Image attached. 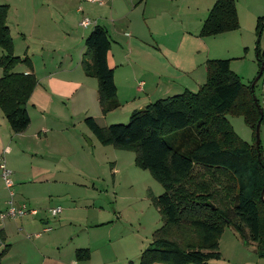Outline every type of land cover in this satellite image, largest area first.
<instances>
[{"label":"trees","instance_id":"obj_1","mask_svg":"<svg viewBox=\"0 0 264 264\" xmlns=\"http://www.w3.org/2000/svg\"><path fill=\"white\" fill-rule=\"evenodd\" d=\"M7 12L8 5L0 4V111L11 132L20 133L29 124L25 106L37 80L28 56L13 53ZM263 26L264 16L257 17L258 36ZM237 28L234 0H215L199 36ZM84 47L81 66L97 81V100L104 115L118 107L113 69L107 63V30L95 24L84 39ZM255 51L259 70L264 51H260L258 39ZM18 64L30 71H14ZM263 71L251 91L250 84L230 70L228 59H208L205 80L196 91L184 89L158 98L133 110L125 124L99 126L93 117L83 118L101 145L133 151L134 165L148 170L162 187L160 194L152 196L161 224L152 232L137 264H204L219 258L218 239L227 226L253 242L255 253L264 259V149L261 140L256 147L254 134L259 108L260 124L264 116L255 94ZM227 115L242 117L252 143L235 133ZM7 248L5 244L0 251V264ZM88 258L87 248L75 250L76 260Z\"/></svg>","mask_w":264,"mask_h":264},{"label":"crops","instance_id":"obj_2","mask_svg":"<svg viewBox=\"0 0 264 264\" xmlns=\"http://www.w3.org/2000/svg\"><path fill=\"white\" fill-rule=\"evenodd\" d=\"M85 1L84 7H77L79 14L69 15L63 10L64 0H0V4L8 5L6 24L13 53L28 56L37 80L25 106L29 124L24 131L12 133L0 111V154L3 157L29 152L32 155L58 153L67 142L60 138L67 130V126L61 125L64 120L69 122L81 117L83 122L84 117L91 116L99 126H106L107 123L100 121L105 122L108 115L127 110L130 114L158 98L181 93L184 89L196 91L205 80L208 59H228L230 70L241 79L243 73L236 63L243 58L247 46L238 30L242 29V19L245 22L246 17L247 26L250 17L253 19L255 30L260 12L256 8L250 12L246 5L239 7V0H234L238 28L199 36L215 0H105L103 4ZM84 18L91 23L82 25ZM95 24L103 26L110 38L107 63L113 69L118 101V107L104 115L97 100V81L87 76L81 66L84 39ZM48 51L54 56L47 54ZM14 71L27 73L30 69L18 64ZM256 87L261 102L260 82ZM88 137L92 144L93 138L89 134ZM260 140L264 149V116ZM1 181L0 178V212H3L12 200L8 198L9 193L6 196L3 192ZM40 181H48V178ZM5 219L8 218L0 220L4 242L11 229ZM45 227L50 228L44 225L42 232L49 231H43ZM39 235V232L35 234ZM75 250L72 262L76 260ZM92 255L90 250L89 260ZM9 257L7 249L1 261ZM252 263L257 264V261Z\"/></svg>","mask_w":264,"mask_h":264},{"label":"rangeland","instance_id":"obj_3","mask_svg":"<svg viewBox=\"0 0 264 264\" xmlns=\"http://www.w3.org/2000/svg\"><path fill=\"white\" fill-rule=\"evenodd\" d=\"M83 3L86 1L64 0L63 10L69 15L79 14L77 7ZM237 5H246L250 12L260 9L258 16H264V0H239ZM243 21L238 31L245 38L247 48L236 64L243 73L242 82L251 84L258 70L257 39L259 49L264 50V26L258 36L253 19L250 17L248 26V18ZM50 53L47 52L54 56ZM2 54L0 49V56ZM255 94L258 97L257 87ZM128 111L108 115L106 121L100 123L125 124ZM227 118L235 133L252 143L251 131L242 117L227 115ZM61 125L67 126L60 135L67 142L58 153L4 155L13 186L7 189L2 183L3 192L8 196L12 191V197L8 198L14 204L25 202L36 209L37 214L5 219L11 229L5 242L0 241V250L7 243L10 257L1 264H127L128 261L137 264L152 232L161 224L152 203V196L162 192L161 185L148 170L134 165L133 151L101 145L95 140L81 117L69 122L64 120ZM88 134L94 140L92 144H89ZM43 177L48 181H40ZM57 206L61 212L51 215L50 209ZM44 225L50 230L42 232ZM38 232L40 235L35 236ZM76 248H88L89 253L91 250L92 259L72 262ZM218 252L219 258L204 264H253V261L264 264V259L255 253L254 243L244 240L230 226L219 236Z\"/></svg>","mask_w":264,"mask_h":264},{"label":"built area","instance_id":"obj_4","mask_svg":"<svg viewBox=\"0 0 264 264\" xmlns=\"http://www.w3.org/2000/svg\"><path fill=\"white\" fill-rule=\"evenodd\" d=\"M88 1L95 2L98 4H103L105 0H88ZM90 23L91 21L88 18H84L81 21V24L84 26ZM260 91H261V104L264 106V75L262 76L260 81ZM4 151H6V149ZM0 178L7 189L12 187L13 183L11 179V171L10 169L7 168L5 159L2 156V154H0ZM9 195L10 196L13 195L12 191H9ZM59 212H61V208L59 206L50 209L51 215H56ZM36 213H37L36 209L30 208L25 203H22L20 205H15L13 202L10 201L8 203V207L3 212H0V220L4 218H19L27 214L35 215ZM47 230H50V228L45 227L43 229V231H47Z\"/></svg>","mask_w":264,"mask_h":264},{"label":"water","instance_id":"obj_5","mask_svg":"<svg viewBox=\"0 0 264 264\" xmlns=\"http://www.w3.org/2000/svg\"><path fill=\"white\" fill-rule=\"evenodd\" d=\"M263 68H264V59H263V61L261 62V64H260V68H259V70H258V73L256 74V76H255V78L253 79V81H252V83L250 84V89H251V91H253V86H254V84L258 81V79H259V77H260V75H261V73H262V70H263ZM253 100L255 101V103H256V98H255V96L253 95ZM257 104V103H256ZM257 106L259 107V105L257 104ZM259 112H260V119L257 121V123H256V126H255V145H256V147L259 145V143H260V120H261V118H262V110H261V108H259ZM263 195H264V187H263V189L261 190V198L264 200V198H263Z\"/></svg>","mask_w":264,"mask_h":264}]
</instances>
